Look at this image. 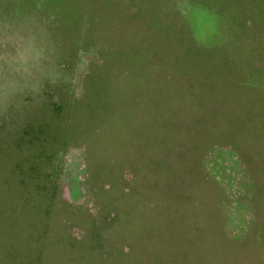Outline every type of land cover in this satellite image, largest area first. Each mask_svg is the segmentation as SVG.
<instances>
[{"label":"rangeland","instance_id":"1","mask_svg":"<svg viewBox=\"0 0 264 264\" xmlns=\"http://www.w3.org/2000/svg\"><path fill=\"white\" fill-rule=\"evenodd\" d=\"M0 264H264V0H0Z\"/></svg>","mask_w":264,"mask_h":264}]
</instances>
